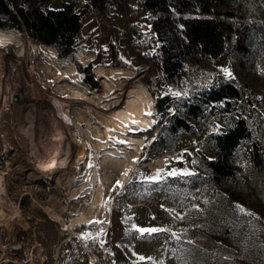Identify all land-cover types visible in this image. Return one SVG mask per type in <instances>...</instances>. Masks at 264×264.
Listing matches in <instances>:
<instances>
[{"label":"rangeland","instance_id":"obj_1","mask_svg":"<svg viewBox=\"0 0 264 264\" xmlns=\"http://www.w3.org/2000/svg\"><path fill=\"white\" fill-rule=\"evenodd\" d=\"M115 1L118 14L111 17L108 11L109 23L90 19L92 14L83 10L86 29L76 39L73 61L60 60L49 47L35 48L29 40L28 60L38 67L36 80L49 86L42 84L40 88V83L31 78L16 46L7 47L0 58V173L4 174H0V264H264V217L235 200L246 191L242 180L235 179L217 188L203 164L214 148L212 136L232 128L236 114H223L224 105L216 104L192 123L191 131L176 135L167 131L161 135L168 117L179 110L181 101L177 100L187 93L184 89L189 90L188 84L181 81L185 78L175 88L164 83L154 58L159 43L150 28V15L139 0ZM232 47L217 60L188 61L186 77H209L211 85L235 82ZM88 64L92 65L97 89L86 84L84 76L83 83L74 77L72 65L83 74L78 66ZM260 67L264 71L261 64ZM221 69H228L231 75H225ZM118 78L128 79L127 90L136 85L148 102L145 115L136 125L126 130L116 128L140 145L142 153L123 188L117 186V172L113 183L106 185L108 206L103 221L76 224L74 216L92 201L91 165L88 167L81 160L70 166L73 150L64 170L45 178L33 159L51 150L52 141L56 152L68 157L58 125L59 101L64 106L71 105L73 136L77 145L88 147L92 160L98 157L100 162L104 161V145L132 158L133 149L116 137L112 138L113 143L107 138L105 114L114 109L109 105L114 94L105 92V87ZM73 86L81 90L82 99L72 98ZM57 88L60 92H56ZM90 90L105 99L100 112ZM119 92L122 104L125 89ZM176 92L181 95H174ZM242 92L243 98L232 102L237 109L234 113L256 119L260 115L256 100L262 95L253 96L243 89ZM166 96L169 101L159 112L157 100ZM78 116L84 121L79 122ZM83 128H99L104 143L85 136ZM159 137L160 144L150 151ZM235 162L243 169L251 193L261 198L264 210V177L255 174L249 144L238 149ZM158 172V180L146 179ZM169 172L180 174L168 175ZM185 172L190 175H183ZM100 175L102 179L104 172ZM50 212L60 216L65 226L53 219ZM133 225L168 231L141 236ZM85 234L95 239H82ZM211 236L219 239L214 249L207 247Z\"/></svg>","mask_w":264,"mask_h":264},{"label":"trees","instance_id":"obj_2","mask_svg":"<svg viewBox=\"0 0 264 264\" xmlns=\"http://www.w3.org/2000/svg\"><path fill=\"white\" fill-rule=\"evenodd\" d=\"M53 1L0 0V30L25 31L33 44L49 47L58 53L60 60L73 61L77 51L76 39L84 26V13L93 10L100 14L103 23H109L108 0H90L84 13L76 11L74 1L64 3L59 9L51 7ZM140 1L150 15V27L159 43L154 57L158 71L167 81L187 78L188 61L217 60L233 46L234 68L239 82L219 81L210 89L180 97L177 100L181 101L179 110L168 117L160 134L191 131L192 123L216 104L224 105L221 113L236 114L237 121L232 128L212 136L214 148L207 153L203 164L217 188L235 179L242 180L246 191L235 200L264 217L261 198L251 193L243 169L235 162L238 149L244 143L249 144L255 174L264 177V71L260 67V64L264 67V0ZM78 70L84 74L76 70L84 76L86 84L92 89L99 88L92 65L78 66ZM242 89L253 96L262 95L256 100L260 109L256 119L234 113L237 109L232 102L243 98ZM161 140L159 137L153 142L150 151L158 147ZM218 242L217 237H208L207 247L214 249Z\"/></svg>","mask_w":264,"mask_h":264},{"label":"bare ground","instance_id":"obj_3","mask_svg":"<svg viewBox=\"0 0 264 264\" xmlns=\"http://www.w3.org/2000/svg\"><path fill=\"white\" fill-rule=\"evenodd\" d=\"M15 46L21 52L20 61L23 63L22 65L23 66L25 65V69H26V71H28V74L32 75L31 78H33V79L35 78V81L40 83L39 86L41 88V85L44 83H42L41 80L37 81L36 79H38V76L35 75V71L37 70L38 67L36 64L33 66V63L28 60V51L30 50L31 43L28 40L27 36L24 33H18L15 31H1L0 30V58L2 57V55L5 52L7 47L13 48ZM32 46H34L35 48L37 47L36 45H32ZM42 47L47 48L45 46H42ZM51 52H53V51H51ZM4 55H6V54H4ZM50 71L51 70H49V72ZM72 71H73L74 75H76V76H74L76 78V81L78 83H83L82 75H80L75 70V68L73 66H72ZM61 72H63V70ZM39 74H41V73H39ZM57 77H58V75H57ZM60 80H62V79H60ZM60 80H59V82H60ZM78 83H77V85H78ZM127 84H128V79L118 78V79H115L112 82L108 83V85L105 87V92L109 91L110 93H112V95L114 94V97H111L109 99V105H111L112 108H114V109H111L112 110L111 112L108 111L109 113L105 114L106 116L108 115V117L106 119V122L108 124V128H107L108 130L107 129H105V130L108 131V135H107L108 137L107 138L110 142L113 143V139H114V137H116V138H118L119 141H122V143H125V145H127L128 148H131L134 150V156L132 158H129L128 154H126V153L121 154L117 150V148H114V147L110 148V147L104 145L102 147V151H104V150L106 151V152L102 153L104 155V161L100 162L98 157H96L94 160H92V157H90V154L88 152V147L85 144H79L78 143L80 146L77 145L76 139L73 136L72 126H71L72 125V117H71V113H70V111H71L70 106L71 105L69 104V105L64 106L61 104L63 101L62 102L59 101L58 106L60 109V114H58V117H59L60 122H58V125L60 128V134H61L60 137L62 138V145H63L64 153H67L68 157L64 156L63 152L57 153L55 150V147L52 146L54 144L53 141L52 142L50 141L51 142L50 145H51L52 149L51 150L48 149V151L45 152L44 155L42 154V156L40 155L39 157H36L33 159V163L39 168V171H40L42 177H45V178H51L53 173L60 172L61 170H64L65 164L69 160V157H70L71 153L73 152V150L75 152H74L73 160L70 163V166L75 165L77 162H80L81 160H84V163H86L88 165V167H89V165H91L89 170L91 171V174H92V185H93V189H94L93 195H92V201L90 202L89 206L87 208H85V210L83 212L74 216L73 222L76 224L79 222H82V221L91 222V223H94L97 221L98 222L103 221V219L105 218V215H106L105 210L108 206L107 195L105 193L106 185L113 183L114 172H117L120 175L119 179H120L121 184H123V185L127 184L129 179H130L132 172L135 170L136 162L140 158V154L142 153V147L140 145L134 143L128 135L123 134L120 131H116V128H118L119 130H126L127 128L136 125L139 118H141L143 115H145V113L147 111V107H148V102H147L146 98L137 89L136 85H135V87H130L127 90V88H126ZM34 85H35V83L30 84V87H34ZM44 85L49 86L48 84H44ZM82 87H84V86H82ZM72 89L74 91V96L72 98L73 99H82L83 94H82L81 90H79L77 87H74V86L72 87ZM124 89H125V93H126V98H125L126 100L124 99V103L121 104V103H119V99H120V95H121V92H119V91H124ZM60 90L57 88L56 92H60ZM90 92L95 95V101H93V102H95L97 107H99L98 111L100 112L99 109H101L103 107L104 104L102 105V103L105 99L103 100L101 94H99L95 91L90 90ZM103 94H105V93H103ZM72 98H70V99H72ZM84 101H85V99H84ZM100 105H102V107H100ZM106 109H108V108H106ZM78 118H79L78 119L79 122L84 121L83 117L78 116ZM77 123H76V126H78ZM100 124H102V123L100 122ZM98 129L87 130V129L83 128V132H84L85 136L86 135L92 136L93 137L92 139H95L99 143H104V139H105L104 135L101 132V130H98ZM77 149H80V152L76 153ZM97 153H99V152H97ZM101 171L104 172L102 179H101V175H100ZM126 171L128 172L127 176L124 175V173ZM0 174L2 176L4 175L3 173H0ZM50 213H51V216L53 219L60 221L62 223L63 227L65 226L63 223V220L61 219L60 216H58L57 214H55L53 212H50Z\"/></svg>","mask_w":264,"mask_h":264},{"label":"crops","instance_id":"obj_4","mask_svg":"<svg viewBox=\"0 0 264 264\" xmlns=\"http://www.w3.org/2000/svg\"><path fill=\"white\" fill-rule=\"evenodd\" d=\"M72 1H74L75 2V8H76V11L78 12V13H82L83 12V10H85L86 9V7L88 6V4L90 3V0H54L53 1V3H52V5H51V7L52 8H54V9H59V8H61V6L64 4V3H70V2H72ZM139 2H140V4H142V2L139 0ZM115 3H116V1L115 0H108V5H109V8H108V11H109V16H111V17H114L115 15H117L118 14V9H116V7H115ZM111 5H112V7H111ZM142 6H143V4H142ZM144 8V7H143ZM145 10V9H144ZM146 11V10H145ZM92 12V13H91ZM111 12V13H110ZM147 12V11H146ZM86 13H89V14H92L91 16H93V17H90V19L91 18H94V19H96V18H98V20L99 21H101V17H100V14H98L97 12H95V11H93V10H89V12H86ZM85 13V14H86ZM148 13V12H147ZM85 14L83 15V17H82V22H83V28H82V30L80 31V33L78 34V36L80 35V34H82V32H84V30L86 29V23H85V19H84V16H85ZM97 16V17H96ZM150 20V19H149ZM113 23H114V20H113ZM115 23H116V21H115ZM150 24V23H149ZM151 28V27H150ZM152 30V29H151ZM153 32V31H152ZM77 36V37H78Z\"/></svg>","mask_w":264,"mask_h":264},{"label":"snow or ice","instance_id":"obj_5","mask_svg":"<svg viewBox=\"0 0 264 264\" xmlns=\"http://www.w3.org/2000/svg\"><path fill=\"white\" fill-rule=\"evenodd\" d=\"M222 72H224L225 75L227 76H230L231 73L228 71V69H221ZM174 95L176 96H180L181 93L179 92H176L174 93ZM177 174H180V173H176V172H169L168 175H177ZM183 175H190V173H182ZM125 176L128 175V172L126 171L124 173ZM160 178V173L158 172L155 176H152V177H148L146 179H150V180H158ZM117 186L120 187V188H123V184H121L119 181H117ZM97 223H99L97 221ZM133 227L135 228V230L141 235V236H144L145 234H148V235H152L153 233H160V232H165V231H168V229H164V228H138L136 227L135 225H133ZM173 235H175L173 233ZM82 239H95V237H92L90 234H85L84 236L81 237ZM101 244H103V241H101ZM139 259L141 261H143L145 258L143 256L139 257Z\"/></svg>","mask_w":264,"mask_h":264},{"label":"built area","instance_id":"obj_6","mask_svg":"<svg viewBox=\"0 0 264 264\" xmlns=\"http://www.w3.org/2000/svg\"><path fill=\"white\" fill-rule=\"evenodd\" d=\"M164 83L172 88L178 87L177 85H179V80H172V81H167L163 78ZM184 84H188L189 90L188 89H184L187 93L184 94L182 97L184 96H188L191 92L194 91H198V90H207L213 87L214 84L211 85L212 79H210L209 77H205V78H200V79H193V78H185L184 80Z\"/></svg>","mask_w":264,"mask_h":264},{"label":"water","instance_id":"obj_7","mask_svg":"<svg viewBox=\"0 0 264 264\" xmlns=\"http://www.w3.org/2000/svg\"><path fill=\"white\" fill-rule=\"evenodd\" d=\"M24 34L27 36V34H26L25 31H24ZM27 38H28V36H27ZM28 40H29V38H28ZM168 101H169V97L168 96H166L164 98H160V99L157 100V105H158V111L159 112H162L163 111V108H164L165 104Z\"/></svg>","mask_w":264,"mask_h":264}]
</instances>
